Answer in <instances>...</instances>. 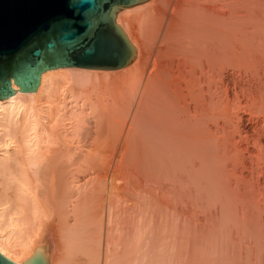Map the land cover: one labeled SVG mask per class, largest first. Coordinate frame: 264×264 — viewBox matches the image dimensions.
Returning a JSON list of instances; mask_svg holds the SVG:
<instances>
[{"label": "bare ground", "instance_id": "1", "mask_svg": "<svg viewBox=\"0 0 264 264\" xmlns=\"http://www.w3.org/2000/svg\"><path fill=\"white\" fill-rule=\"evenodd\" d=\"M137 61L0 101V252L21 264H264V0H150Z\"/></svg>", "mask_w": 264, "mask_h": 264}, {"label": "water", "instance_id": "2", "mask_svg": "<svg viewBox=\"0 0 264 264\" xmlns=\"http://www.w3.org/2000/svg\"><path fill=\"white\" fill-rule=\"evenodd\" d=\"M150 0H0V101L41 92L57 68L118 69L136 62L119 13ZM0 264H21L0 252ZM23 264H50V243Z\"/></svg>", "mask_w": 264, "mask_h": 264}]
</instances>
